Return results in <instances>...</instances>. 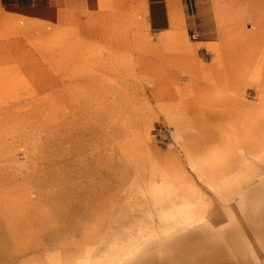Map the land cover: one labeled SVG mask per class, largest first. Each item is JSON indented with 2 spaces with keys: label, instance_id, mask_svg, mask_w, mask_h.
Masks as SVG:
<instances>
[{
  "label": "rangeland",
  "instance_id": "1",
  "mask_svg": "<svg viewBox=\"0 0 264 264\" xmlns=\"http://www.w3.org/2000/svg\"><path fill=\"white\" fill-rule=\"evenodd\" d=\"M193 2L2 0L0 264H264V0Z\"/></svg>",
  "mask_w": 264,
  "mask_h": 264
},
{
  "label": "bare ground",
  "instance_id": "2",
  "mask_svg": "<svg viewBox=\"0 0 264 264\" xmlns=\"http://www.w3.org/2000/svg\"><path fill=\"white\" fill-rule=\"evenodd\" d=\"M64 191H60V193L58 192L57 193V196H55V198L52 199V206L53 207L57 206L59 208V210L61 209L60 210V213H58V216H59L58 217V220L61 223V226L58 229L54 230L53 232L47 233L46 235H44L43 238H42L44 241L49 242V241H53V240H55L57 238L59 239L60 237H62V235H64V234L67 235V233L72 232L76 228H78L79 223H77V221L75 220L76 219L75 216L81 215L83 212H86L87 211V213L89 214V216L95 217L97 211H100V212L103 213V211L106 208L105 205L102 206V204H100L99 202L98 203L95 202L94 199L89 198V197H83V196H80L79 195V196H77L76 198H73V199L72 198H65V192ZM96 201H98V200H96ZM107 209H108V215H110L112 213V211L114 210V207L111 206V205H109V206L107 205ZM113 213H114V211H113ZM118 213H119V211H118ZM150 239H151V237H149L147 239L145 237L144 240L145 241H149ZM124 250H123V252H124ZM119 259H120V257H119Z\"/></svg>",
  "mask_w": 264,
  "mask_h": 264
},
{
  "label": "crops",
  "instance_id": "3",
  "mask_svg": "<svg viewBox=\"0 0 264 264\" xmlns=\"http://www.w3.org/2000/svg\"><path fill=\"white\" fill-rule=\"evenodd\" d=\"M140 3L147 25L156 32L187 24L194 5L193 0H140Z\"/></svg>",
  "mask_w": 264,
  "mask_h": 264
},
{
  "label": "built area",
  "instance_id": "4",
  "mask_svg": "<svg viewBox=\"0 0 264 264\" xmlns=\"http://www.w3.org/2000/svg\"><path fill=\"white\" fill-rule=\"evenodd\" d=\"M192 37H195V34L194 33L192 34Z\"/></svg>",
  "mask_w": 264,
  "mask_h": 264
}]
</instances>
